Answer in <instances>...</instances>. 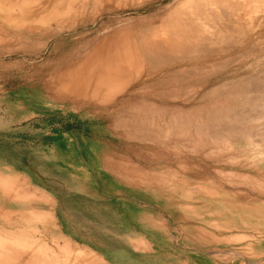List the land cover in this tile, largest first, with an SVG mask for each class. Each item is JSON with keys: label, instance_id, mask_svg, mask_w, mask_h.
<instances>
[{"label": "rangeland", "instance_id": "1", "mask_svg": "<svg viewBox=\"0 0 264 264\" xmlns=\"http://www.w3.org/2000/svg\"><path fill=\"white\" fill-rule=\"evenodd\" d=\"M101 2V7L91 2L100 10L88 0L83 14V7L68 13L64 24L70 26L75 13V28H49L40 37L22 33L18 37L9 14L0 8L1 245H26L27 249L21 246L24 250L8 247L17 248L13 253L18 258L26 253L28 264L35 261L30 256L34 249L49 257L42 258L46 264L48 259L50 264L67 259H73L69 264H124L122 257L105 258L67 240L58 229L55 202L41 180L53 171L58 153H72L78 163L99 174H119L143 187L146 214L156 218L149 223L158 228L154 249L164 256L163 264H264V139L237 135L211 139L213 127L208 126L203 136L194 125H138L131 121V111L112 108L107 99H103L106 105L100 99L96 105L97 100L89 96L81 99L75 92L64 93L65 72L88 55L90 59L115 31L121 33L123 27L168 4L161 0L137 9L130 0ZM87 8H93L94 14ZM55 76L60 77L61 86ZM55 86L61 97H74L61 98ZM108 247L112 253L121 252L114 243ZM41 257L34 264L42 263Z\"/></svg>", "mask_w": 264, "mask_h": 264}, {"label": "bare ground", "instance_id": "2", "mask_svg": "<svg viewBox=\"0 0 264 264\" xmlns=\"http://www.w3.org/2000/svg\"><path fill=\"white\" fill-rule=\"evenodd\" d=\"M104 1L106 0H103L105 5H109V0L106 3ZM160 1L130 0L137 9L144 4ZM166 1L168 4L165 8L136 19V23L130 21L135 24L123 27L126 29H122L121 33L115 31L117 34L110 35L112 38L106 35L110 40L100 46L97 44L96 50L90 53V59L88 55L87 60L79 63L75 58L74 61L79 64L71 69L68 67L70 70L67 69L69 71L66 70L63 74L66 75L64 82L62 79L63 85L60 77L55 76L58 79L56 82L60 80V86L67 89L66 92L61 90L66 94L67 91L75 92L81 99L89 96L94 102L97 99L100 102L107 99V104L112 105V108L131 111V121L138 125L176 128L186 124L197 127L196 132L203 136L207 134L204 132L206 128L213 127L211 139L221 137L220 135L264 139V0ZM87 2L88 0H0V8L9 14L8 21L11 25L15 24L12 27H15L18 37L20 33L40 37L47 35L49 28L57 31L61 28H75V13L71 15L73 19L69 17L73 22L69 20L68 23H72L70 26H65V19L72 10L80 12L82 7L83 14L84 6H89ZM89 2H99L98 7L102 3L101 0ZM97 3H92L95 10L98 8ZM121 3L120 6L124 8L123 2ZM114 4L117 5L115 2ZM92 13L94 14L93 11ZM92 13L90 12L91 15ZM55 90L61 97V91L58 88ZM64 96L62 97L65 99ZM98 100L96 105H99ZM106 102L104 101V105ZM197 113L198 115H194ZM171 135L175 134L171 132ZM162 138L164 139L163 136ZM153 139L160 140L156 137ZM1 244L0 263L9 264L12 261L11 264H14L19 258L25 259L23 255L26 253L18 258L19 255L13 253L17 248H12L17 246L22 250L23 247L27 249L23 243L13 244L14 246L8 243L12 247H8L7 243ZM34 251L37 252L35 249ZM41 253L42 251L37 255L39 258L42 256L41 260L49 258L47 256L45 259L46 254L42 253L43 257ZM32 254L35 261L39 259L34 253L29 255ZM28 258L26 257V261ZM34 258H30L31 261ZM14 259L16 260L13 261ZM23 260L22 264L25 262ZM43 260L44 264L47 260ZM72 260L67 259L69 263ZM39 261L36 263L42 264ZM48 261L51 262L49 259ZM67 261L64 263H68ZM18 263L21 264L16 262Z\"/></svg>", "mask_w": 264, "mask_h": 264}, {"label": "crops", "instance_id": "3", "mask_svg": "<svg viewBox=\"0 0 264 264\" xmlns=\"http://www.w3.org/2000/svg\"><path fill=\"white\" fill-rule=\"evenodd\" d=\"M76 154H57L43 189L55 202L60 233L97 255H117L124 264H163L154 249L158 228L155 216L146 214L144 189L121 175L99 174L81 165ZM109 243L121 249L112 253Z\"/></svg>", "mask_w": 264, "mask_h": 264}]
</instances>
